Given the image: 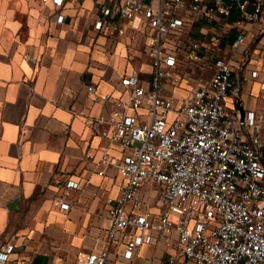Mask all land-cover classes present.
<instances>
[{"label": "built area", "instance_id": "built-area-1", "mask_svg": "<svg viewBox=\"0 0 264 264\" xmlns=\"http://www.w3.org/2000/svg\"><path fill=\"white\" fill-rule=\"evenodd\" d=\"M101 9L98 30L115 33L117 16L137 22L151 70L133 66L115 91L87 86L105 104L87 123L119 150L104 151L97 172L113 167L121 181L108 199L106 248L83 253L86 263L107 264L120 235L123 258L135 264L137 249L159 235L171 248L165 264H264L263 116L249 111L241 120L227 106L236 53L252 46L264 60V0H101ZM204 16L203 40L185 37ZM233 29L235 42L220 46ZM148 184L160 187L156 213L145 208ZM60 187L68 210L80 184L67 179ZM13 248L2 247L0 264Z\"/></svg>", "mask_w": 264, "mask_h": 264}, {"label": "crops", "instance_id": "crops-1", "mask_svg": "<svg viewBox=\"0 0 264 264\" xmlns=\"http://www.w3.org/2000/svg\"><path fill=\"white\" fill-rule=\"evenodd\" d=\"M101 15V0H0V250L14 245L4 264H87L83 253L106 248L108 199L119 195L121 176L113 167L98 174L95 161L119 150L88 125L105 104L87 86L115 91L133 66L147 72L151 65L137 22L117 16L119 30L112 34L95 28ZM233 75L238 89L227 98L228 111L238 115L240 99L245 115H262L264 139L260 53L237 52ZM67 179L80 184L68 210L59 202ZM159 190L144 188L145 208L154 213ZM124 248L119 235L107 264H130ZM170 250L158 235L137 249L134 263L165 264Z\"/></svg>", "mask_w": 264, "mask_h": 264}, {"label": "trees", "instance_id": "trees-1", "mask_svg": "<svg viewBox=\"0 0 264 264\" xmlns=\"http://www.w3.org/2000/svg\"><path fill=\"white\" fill-rule=\"evenodd\" d=\"M209 26H210L209 19L204 16L195 24H193V26L190 27L189 30H187L184 35L185 37H191V38L203 40V38L206 36V33H204L202 29L206 27L208 28ZM237 34L238 31L236 29L231 30L228 36L221 40L220 46L224 48L230 47L235 42Z\"/></svg>", "mask_w": 264, "mask_h": 264}, {"label": "water", "instance_id": "water-1", "mask_svg": "<svg viewBox=\"0 0 264 264\" xmlns=\"http://www.w3.org/2000/svg\"><path fill=\"white\" fill-rule=\"evenodd\" d=\"M237 89H238V88H236L235 90H237ZM235 90H234V91H235ZM236 108H237V110L239 111L238 117H239L241 120H243L244 117H245V110H244V108H243V106H242V104H241V100H240V99L237 100Z\"/></svg>", "mask_w": 264, "mask_h": 264}, {"label": "rangeland", "instance_id": "rangeland-1", "mask_svg": "<svg viewBox=\"0 0 264 264\" xmlns=\"http://www.w3.org/2000/svg\"><path fill=\"white\" fill-rule=\"evenodd\" d=\"M251 45H253V46H254V44H253V41H252V40H251V42H250L249 46H251ZM251 48H252V46H251Z\"/></svg>", "mask_w": 264, "mask_h": 264}]
</instances>
